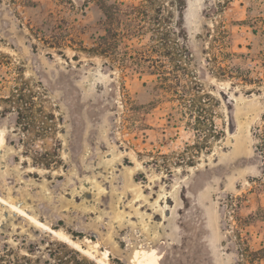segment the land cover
<instances>
[{"label": "rangeland", "instance_id": "obj_1", "mask_svg": "<svg viewBox=\"0 0 264 264\" xmlns=\"http://www.w3.org/2000/svg\"><path fill=\"white\" fill-rule=\"evenodd\" d=\"M263 125L264 0H0V264H264Z\"/></svg>", "mask_w": 264, "mask_h": 264}, {"label": "trees", "instance_id": "obj_2", "mask_svg": "<svg viewBox=\"0 0 264 264\" xmlns=\"http://www.w3.org/2000/svg\"><path fill=\"white\" fill-rule=\"evenodd\" d=\"M105 16L107 17L106 12H105ZM105 32H106V30H105ZM135 65L140 66L139 63L138 64L135 63ZM151 68H153L156 72H159L165 78V76H166L165 74H167L166 73L167 69L165 68L163 63L152 65ZM155 71H151V72H155ZM154 74H156V73H150V75H154ZM258 132H259L257 135L258 145L256 146V150L262 158V172L264 174V125L262 126L261 129L258 130ZM263 251H264V249L261 252H263Z\"/></svg>", "mask_w": 264, "mask_h": 264}]
</instances>
